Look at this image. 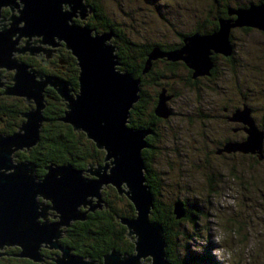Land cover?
<instances>
[{"label":"rangeland","instance_id":"rangeland-1","mask_svg":"<svg viewBox=\"0 0 264 264\" xmlns=\"http://www.w3.org/2000/svg\"><path fill=\"white\" fill-rule=\"evenodd\" d=\"M88 1L100 9L99 16L93 9L85 19L77 17L76 22L87 23L99 33L112 32L111 41L116 46L119 34H126L139 42L162 44H157L156 48L160 49L157 53L159 55L162 53L164 56L155 59L151 71L153 75L148 76L144 88L153 98L152 91L157 92L159 88L152 89L153 83H150V79L160 78L159 83L162 86L168 85L174 93V95L167 93L170 98L165 103L171 114L157 121L158 135L152 143L146 138L149 147L144 150L148 152L150 167L157 173L158 179L155 180L158 182L151 184L162 209L169 208L175 201L183 200L185 205L187 204L191 207V211H194V218L191 216V219H182L179 225L174 223L172 232L169 231L168 255L176 261L186 260L185 264H264V146L261 152L259 149L254 152L255 156L241 151L224 150L218 153V150L224 149L223 146L229 140L232 139L229 142L235 143L239 139L244 141L243 139L248 136L245 129L236 133L231 130V126L238 125L236 122L240 123V127H245V122L232 120L233 113L238 110L232 112L233 109L239 108L244 111L246 107H251L253 111L250 109L249 117L253 119L255 117L258 126L264 129V31L255 27L247 30L240 26L230 27L226 22L220 24V19L236 20L239 10L252 9L254 8L252 4L260 5L263 0ZM8 10L11 15V9L8 8ZM219 13L222 17L217 20ZM214 22H216V28ZM106 23L111 27H106ZM221 28L226 29L227 35L229 33L231 48L227 50L231 54L215 52L209 74L192 77L193 80L197 79V82H200L194 85L188 65L180 59L171 60L168 54L181 49L186 44V38L195 35L197 39L199 34H213ZM204 31L207 32L204 34L202 33ZM216 39L218 41L215 40L217 42L215 45L220 48L221 35ZM180 41L182 44H179ZM60 44L67 48L64 41ZM61 45L52 47L39 43L42 48L55 50H58ZM212 50L215 51L213 48ZM70 54L75 57L71 50ZM39 55H43L46 60L49 58L42 51L36 54H30L28 51L25 54H17L16 57L45 75L51 74L45 68L67 72L66 64L62 61L63 54L58 58L53 56L50 60L48 59L49 64L44 66L41 64L43 60L39 58ZM0 70L4 73L5 82V86L0 88V104L3 105L14 100V97H21L4 93L5 88L14 83L12 79L14 71L4 68ZM71 79L72 76H68L66 80L75 94L78 90L71 86ZM48 88L50 86L44 91L45 103ZM23 99V104L28 105L29 108L35 107L34 103H26V97ZM49 101L51 99L48 100V104ZM48 104H45L44 112ZM223 106L229 108L227 113L223 110ZM2 113L0 112V115ZM206 114L211 117H205ZM223 114L228 115V120L221 116ZM22 118L21 124L25 120L24 117ZM21 124L19 123L9 133H2L13 135L19 131ZM3 125L8 128L7 122ZM263 129L261 130L264 132ZM100 150L103 151L102 155H105L104 150ZM18 152H24V150L13 152L15 164L21 161L16 157ZM90 164H104V157L102 162H95V164L89 162L81 169L87 170ZM84 175L94 177L87 171ZM122 188L128 190L125 184ZM101 191L103 198L107 197L110 201V205L119 212H124L123 216L118 217L137 216L134 204L125 193L115 196L118 192L113 184L105 185ZM40 199L45 204L50 203L45 198L40 197ZM96 199L94 198V203ZM130 205L133 211L130 210ZM90 208L88 204L85 207L81 206L80 210L85 211ZM154 209L155 207L149 215L150 220L153 218ZM98 210L100 209L96 211ZM54 211L48 209L46 219L59 220L60 218L54 219L51 213L49 214ZM113 220L116 219L113 218ZM76 221H72L71 224ZM127 229L126 226V232ZM126 239H128L127 236ZM129 241L134 245L133 241ZM118 245L126 247L122 241H118ZM12 249L14 255L10 258H0V264H31L27 259L17 257L15 255L17 250L13 246L9 247L10 251ZM48 249H52L56 255H52L44 264H55V259L60 257L61 253L57 250L58 248ZM133 251L134 248L130 254ZM140 262L151 264L152 257L147 256L146 259L142 257Z\"/></svg>","mask_w":264,"mask_h":264},{"label":"water","instance_id":"water-1","mask_svg":"<svg viewBox=\"0 0 264 264\" xmlns=\"http://www.w3.org/2000/svg\"><path fill=\"white\" fill-rule=\"evenodd\" d=\"M88 6L85 0H0V68L14 71V83L5 88L4 93L26 97V103L35 105L23 113L25 120L17 133L10 136L0 133V257L5 255L6 247L17 246L20 248L17 257L40 262L43 259L41 248L48 247L61 249L55 264H143L140 259L147 256L152 257L151 264H169L164 228L149 217L154 196L146 183L142 151L149 147L146 138L153 130L129 125L131 109L140 99L142 80L133 72L119 68L118 48L110 42L112 32L99 33L87 23L76 22L77 17L85 19L90 12ZM5 8L11 9L9 17L3 14ZM252 9L237 12L236 20L241 17L239 25H246L249 12L256 10ZM259 14L264 19V5ZM231 21L223 18L220 24L230 25ZM247 25H254L253 18ZM219 35L220 48L215 45ZM62 41L77 59L79 89L75 94L66 79L42 74L16 57L28 51L30 54L42 51L49 57L45 51L56 50L42 48L39 43L53 47ZM185 41L181 49L169 53L168 57L183 60L193 70L194 78L209 74L213 52L231 54L227 50L231 48L229 33L227 35L223 28L213 34H199L197 39L193 35ZM159 50L155 46L148 54L144 74L151 68L153 60L164 56L157 53ZM3 79L4 73L0 70V88L5 86ZM49 86L65 102L61 120L75 131L84 132L98 149L104 150V164H90L84 170L71 163H51L40 176L36 174L34 163H14L12 154L15 150H28L40 140L46 121L44 91ZM169 98L167 91L162 89L155 109L159 117L166 118L171 114L165 104ZM244 111L246 124H251L250 109L246 107ZM233 114L234 120L245 119L238 110ZM252 126L257 133L249 132L243 142L231 144L228 141L224 150L250 153L254 144L261 150L264 135L254 123ZM86 171L94 177L85 176ZM108 184H113L119 195L125 193L136 208V217H116L127 226L126 236L134 242V251L128 254L112 249L99 263L74 253L71 247L62 245L60 239L64 228L72 221L86 220L89 211L108 207L101 191ZM124 184L128 190H123ZM40 197L50 203L45 204ZM94 198H97L96 203ZM88 204L89 210H80ZM48 209L55 210L60 219H46ZM174 213L178 219L185 215L180 202L175 203Z\"/></svg>","mask_w":264,"mask_h":264},{"label":"trees","instance_id":"trees-1","mask_svg":"<svg viewBox=\"0 0 264 264\" xmlns=\"http://www.w3.org/2000/svg\"><path fill=\"white\" fill-rule=\"evenodd\" d=\"M89 6L92 8V11L94 9L96 15L99 16L100 9L94 6L93 4ZM104 25L105 23L102 24L103 27ZM106 27L110 28L111 25H108L106 23ZM214 27H217L216 22L214 24ZM157 44L162 45L160 43L135 41L129 38V36L126 34H119L117 40V54L121 63V66L119 68L121 70L133 72L136 77H140L142 79L140 99L134 105L130 112L131 126L135 128L153 127V130L155 131L157 127V121L160 120L155 114V106L157 105L158 96L162 89L159 88L155 97V101H153L152 103V99L150 98L149 94L146 93V89L144 88L145 84H147V80L146 75L143 73V69L148 59V54L150 53L151 49H153V47ZM165 45L171 46L168 44ZM154 64L155 60L152 61L153 66ZM75 70L77 72L78 67H76ZM190 70L192 71H190L191 77H193V70ZM151 71L152 66L150 70L152 76L153 73ZM71 80V86L74 87V89L78 90V72L75 73V75L72 74ZM197 81L198 80H196V82ZM199 83L200 82H198V84ZM47 93L48 94L46 103L48 104L49 99H51V101H49V104L47 105L44 112L46 121L44 122L41 129L40 140L32 148L24 150V152H18L16 154V157H18L21 161H29L37 165L38 171L40 173L39 175H44L46 172V166L51 163H71L75 167L83 168L89 162H102L104 157V155H102L103 151L98 149L95 143L86 137V134H84V132L75 131L70 124L64 123L61 120L65 110L64 101L56 92H54V89L52 88H48ZM23 100V98L21 99L14 97V100H11L10 102H8V104H0V112H3L0 117L4 119V122L8 123L7 128L6 126L4 127V122H0L1 132L9 133L14 129V127L18 126L19 123L21 124V122L23 121L22 113L29 110V106L23 104ZM150 143H152V141H150ZM250 154H252L251 156L256 155L252 151H250ZM142 156L146 167V183L150 186V190L154 196L155 209L152 212L153 218L151 219L158 221L160 224H162L164 228V235L166 236L167 241V260L169 264H185V262L187 263L186 260H183L182 262L176 261V259H171V255H168V235L170 230L172 232V227L174 223L179 225L182 219H191V216L192 218H194V211L192 212L191 207H188L187 204L185 205V201L183 200H181L180 202L185 211V215L182 216L183 218H176V214L174 213L176 201L169 208H166L165 210L162 209L159 200H157L156 198L157 196L155 189L151 184H154V182L157 181L155 180L158 179V177H156L157 173L149 165V156L146 150H143ZM117 195H119V193L115 194V196ZM104 200L106 201L108 207H103L102 209L94 212L93 214H89L90 218L88 219L95 221L94 227H91L92 229H88L87 226L86 228H84L83 231L77 232V235H82L81 239L83 237V240L78 239L77 235L75 237L71 233H68L67 240L65 237V242L69 243L72 247H74V251H76L77 254L83 255L87 258L90 257L96 260L97 262H101L104 258V255L106 253L111 252L112 249H116L118 251L130 254V252L134 248V245L130 243L128 239H126V226L120 220L115 218V215L116 217L123 216L124 212L121 213L115 207L110 205V201H108L107 197H104ZM129 208L131 211H133V207L131 205L129 206ZM113 218L116 220L114 221ZM88 222L89 221L85 220L83 223L86 224ZM118 241L124 242L126 247H120L118 245Z\"/></svg>","mask_w":264,"mask_h":264},{"label":"flooded vegetation","instance_id":"flooded-vegetation-1","mask_svg":"<svg viewBox=\"0 0 264 264\" xmlns=\"http://www.w3.org/2000/svg\"><path fill=\"white\" fill-rule=\"evenodd\" d=\"M85 1H87L86 3L88 4V5H91L92 3H90L88 0H85ZM259 1H261V0H259ZM262 3H264V0L263 1H261ZM7 11H8V13H7ZM224 13H226V11H225V9H224ZM3 14H4V16H9L10 15V11L8 10V8H5L4 10H3ZM219 16H218V19H220L222 16H221V14L219 13L218 14ZM77 21V20H76ZM214 24H215V22H214ZM244 30H247V29H251V27H242ZM202 33H206V32H202ZM24 41H25V38H23L22 39V41H21V43H20V45L22 46V45H24ZM179 44H182V42L180 41V43ZM59 45H61L60 43H59ZM59 49L58 50H56V53H54V52H47V51H45L47 54H48V56H49V60H50V58H52L53 56H55V57H59V55H61V54H63L64 55V60H62L65 64H66V68H67V72L65 71V72H63V71H53V70H50V69H48V68H45L46 70H48L51 74H54V75H57V76H59V77H62V78H65V79H67L68 78V76H72V74L73 75H75V73H76V67H78L77 66V61H76V57H74V56H71V54H70V50L68 49V48H66L65 49V47L63 46V45H61L60 47H58ZM46 49H49V50H55V49H50V48H46ZM213 54H216V53H213ZM51 56V57H50ZM39 58L41 59V60H43V61H41V64L44 66V65H46V64H49V61H48V59L46 60L45 58H44V56L43 55H39ZM65 66V65H64ZM64 66H62V68L64 67ZM189 71H191L190 69H189ZM192 72V71H191ZM145 75H146V80H147V78H148V76L149 75H151V73H150V71H148L147 73H145ZM192 78V77H191ZM159 79L160 78H155L154 80H149V81H151V83H153V85H151L152 86V89H153V87H157V88H160V89H165L166 91H167V93L168 94H173L174 95V93H172L171 92V90H170V88H169V86L168 85H166V86H162L160 83H159ZM142 80V79H141ZM192 80H193V78H192ZM197 80V79H196ZM196 80H193V83H194V85L195 84H198V82H196ZM210 80V79H209ZM196 82V83H195ZM53 89V88H52ZM47 90V89H46ZM159 90V89H158ZM54 92H56V90H54ZM57 93V92H56ZM152 93H153V98L152 97H150L151 99H152V103H153V101H155V97H156V95H157V92H154V90L152 91ZM155 93V94H154ZM48 94V93H47ZM21 97V96H20ZM22 98V97H21ZM24 98V97H23ZM65 104V103H64ZM250 109H251V107H249ZM30 109V108H29ZM237 109H239V108H235V109H233V111L232 112H234V111H236ZM223 110L227 113V111L229 110V108H227V107H224L223 106ZM252 110V109H251ZM28 111V110H27ZM253 111V110H252ZM25 113V112H24ZM230 114V113H229ZM224 119H227L228 120V115H225V114H223V115H221ZM22 117H23V113H22ZM130 117H131V115H130ZM205 117H211V115H209V114H206V116ZM157 118H159L160 120H162V117H159V116H157ZM233 120V119H232ZM254 120H255V123L258 125V123H257V120H256V118L254 117ZM234 121V120H233ZM0 122H4V119H2L1 117H0ZM236 122V121H235ZM236 124H238V125H236V126H231V130H233V132L234 133H236V132H238V131H240V130H243L244 131V129H245V131H246V124L244 123V125H245V127L244 128H242V127H240V123L239 122H236ZM130 126H131V121H130V124H129ZM241 125H242V123H241ZM131 127H133V126H131ZM135 128V127H134ZM259 128H261L260 126H259ZM151 129L153 130V127H151ZM261 129H263V128H261ZM264 130V129H263ZM156 131H157V127H156ZM155 130H153V133L152 134H150V135H148L147 136V141L148 142H150V141H153L154 139H155V137L158 135V131L156 132ZM0 133H2L1 131H0ZM4 134V133H3ZM246 137V136H245ZM244 138V137H243ZM247 139V137L246 138H244L243 140H246ZM232 140V139H231ZM231 140H229V141H231ZM238 141H240V139L238 140ZM224 147V146H223ZM222 152H224V150L221 148L220 150H218V153H222ZM100 163V162H99ZM94 164H95V162H94ZM35 167H36V174L37 175H39L40 173H39V171H38V168H37V165H35ZM41 200V199H40ZM47 204H49V203H47ZM96 212V211H95ZM93 214L94 212H91V211H89V213H88V217H87V220L86 221H89L88 223H86V224H84L83 222L85 221V220H77L76 222H74V223H72L71 224V226H69V227H67L66 229H65V231H64V236H62V238H61V244L62 245H67V246H69V247H71L72 249H73V252L74 253H76V251H74V247H72L69 243H66L65 242V237H66V240H67V238H68V233H71V234H73L75 237H76V235H77V232H80V231H83L84 230V228H86L87 226V228L88 229H92L91 227H94V225H95V221H93V220H90V219H88V218H90V216H89V214ZM49 214H50V212H49ZM47 215H48V213H47ZM51 215V214H50ZM93 216V215H92ZM54 218V217H53ZM54 219H56V217L54 218ZM78 236V239H80V240H83V237H82V239H81V234H78L77 235ZM88 238H89V236H88ZM10 247H12V246H10ZM16 250H17V252L15 253V255L20 251V248L19 247H17V246H13ZM57 250H61L60 248H58ZM5 255H2L0 258L2 259V258H10L11 256H13L14 254H13V249H12V251H10L9 250V247H6L5 248ZM61 252V251H60ZM41 253H42V256H43V259H42V261H40V262H35V261H32V260H30V259H28V258H24V259H27L28 260V263H31V264H44V262H46L47 260H49L50 259V257L52 256V255H56V252H54L52 249H48L47 247H42L41 248ZM77 254V253H76ZM53 259V258H52ZM1 263V262H0Z\"/></svg>","mask_w":264,"mask_h":264},{"label":"bare ground","instance_id":"bare-ground-1","mask_svg":"<svg viewBox=\"0 0 264 264\" xmlns=\"http://www.w3.org/2000/svg\"><path fill=\"white\" fill-rule=\"evenodd\" d=\"M86 2V1H85ZM254 5V9L256 8V10L255 11H251V12H249V14L247 15V21H246V25H239L238 24V22L240 21V18L241 17H239V20L237 19V20H233V21H231V24H230V27L231 26H233V27H235V26H240V27H247V26H250V27H255V28H259V29H261V30H263L264 31V19L263 18H261L260 17V15L261 14H259L260 12H262V5H264V3H261L260 5H256V4H252L251 6H253ZM88 8H89V6H88ZM257 8H259V9H257ZM242 9H248V11H250L251 9L250 8H242ZM90 11H92V8H90ZM263 14V13H262ZM253 18V22H254V25H247L249 22H250V20ZM242 20V19H241ZM234 22V23H233ZM231 29V28H230ZM110 42H112V41H110ZM46 49V48H45ZM72 51V50H71ZM73 52V51H72ZM215 53V52H214ZM74 54V53H73ZM213 55V54H212ZM120 66H121V64H120ZM119 66V67H120ZM249 108V107H248ZM250 109V108H249ZM238 111H239V114H240V116H242V117H244L245 116V119H243V120H241V121H243V122H245V124H246V113H245V111H241V109H238ZM234 120V119H233ZM249 120H250V123L253 125V123L255 124V126H256V128L258 129V131H260L261 133H263V135H264V132L259 128V126L255 123V120L253 119V118H249ZM251 124H247L248 126H246V130H247V132H248V136L250 135V133L251 134H253V133H257V131L254 129V127L251 125ZM250 132V133H249ZM247 136V137H248ZM264 137V136H263ZM247 140V139H246ZM245 141V140H244ZM238 142H243V141H238ZM231 144H232V142H230ZM236 143V142H235ZM254 148L252 149V152H255L256 150H260V147H257V144H254V146H253ZM224 150V149H223ZM226 151V150H225ZM262 151V149L260 150V152ZM228 152V151H227ZM51 213V215L55 218L56 217V219L58 218H60V216H59V214L56 212V211H54V212H50ZM66 229V227L64 228V230ZM59 257V256H58ZM146 259V258H145ZM142 261V260H141Z\"/></svg>","mask_w":264,"mask_h":264}]
</instances>
